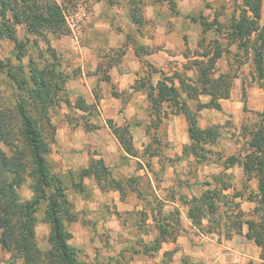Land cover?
I'll return each mask as SVG.
<instances>
[{"label":"rangeland","instance_id":"obj_1","mask_svg":"<svg viewBox=\"0 0 264 264\" xmlns=\"http://www.w3.org/2000/svg\"><path fill=\"white\" fill-rule=\"evenodd\" d=\"M51 1L60 9L65 34L57 35L48 29V25L44 29L40 27L33 34L27 32L23 24L14 28L17 38L25 42L21 63L26 73L30 62L35 61L40 67L54 56L60 62L59 69L68 74L64 91L58 93L60 100L47 109L48 121L44 118L41 123L45 138L48 141L50 137L53 138L46 158L51 172L60 180L58 186L64 191L67 202L58 198L62 207V223L69 232V244L77 249L78 258L89 264H174L172 260L187 262L186 256L177 251L179 245H173L174 239L161 241L157 250L154 245H150L159 236L157 223L160 220L171 222V217L166 213L173 207L179 210L181 218L182 227L179 236L176 235L177 239L183 237L185 242L192 245L213 242L215 251L218 250V243H226L234 234L225 238L222 233L200 231L191 226L187 222V208L178 197L200 194L207 188L204 182L213 180L212 175L218 172L231 173L232 183L239 189L243 186L242 168L233 165L225 169L223 164L227 156L243 150L245 152L248 132L255 124H259L258 113L263 108L255 110L248 107L246 101L250 89L259 90L264 107V78H260L256 71L252 48L259 40V23L252 24V28L257 26L258 30L254 34H235L216 25L215 20H207L202 16L192 18L201 26L206 23L210 28L204 30L202 26V35L196 46L181 51L188 58L180 64L171 63L162 69L145 59L140 60L134 87L146 94L144 109L122 121L97 107L95 86L92 88L94 98L91 99L81 89L72 91L69 87L71 76L78 72L76 67L69 68V56L64 49L67 43L64 37L70 35L65 15L85 7L87 15L76 31V35H79L88 19L90 1L62 0L60 4L56 0ZM43 3L44 0L37 1L39 6ZM246 21L250 27L251 21ZM14 49L12 40L0 37V58L9 57L17 62ZM148 51L138 47L140 55ZM124 52V46H119L101 55V76L106 75L109 65L117 62ZM156 71H160L157 82L165 78L167 80L163 81L166 86L173 82L178 89L188 88L192 94L190 98L180 93V100L175 104L167 99L152 105L147 93L149 84H152L151 78L156 77ZM205 77L209 79L207 82H204ZM0 86L7 97L16 96L17 89L5 74L0 75ZM153 93H156V88ZM168 94L171 95V92L168 91ZM222 95L227 96L230 103L236 99L237 102L231 106L233 113L222 111L221 105L219 109L211 106L196 111L199 103L224 102L226 98L220 97ZM184 100L191 112L196 111V119L201 127L211 125L218 129L216 138L209 139L203 150H196L197 156H202V159H197L191 152L187 115L183 113L187 132L185 143L182 122H175L170 116L171 111H180ZM113 127L123 133V144L113 132ZM123 127H126L125 130L121 129ZM98 128L100 130H96ZM127 147L131 148V153ZM85 169L90 172L88 175L84 173ZM130 177L134 179L130 181ZM28 184L27 181L20 189V195L24 198L31 196ZM56 187L53 183L47 192L53 193ZM255 189L256 181L251 180L243 192L240 207L247 213L246 216L254 206L246 196L249 190ZM155 196L166 199L165 213L161 217L164 219L158 220V213L152 209L156 204L152 201ZM115 200L117 203L114 204ZM46 203L41 201L36 211L35 235L41 249L50 247L48 236L51 224L47 218ZM67 203L72 205L73 216L67 215ZM242 232L246 237V225L237 233ZM246 239L241 252L249 255L241 261L228 255L226 264H264V246L256 244L253 238ZM143 243L147 244L144 246Z\"/></svg>","mask_w":264,"mask_h":264},{"label":"trees","instance_id":"obj_2","mask_svg":"<svg viewBox=\"0 0 264 264\" xmlns=\"http://www.w3.org/2000/svg\"><path fill=\"white\" fill-rule=\"evenodd\" d=\"M37 1L0 0V37L9 38L14 42V54L17 59V62H14L9 57L0 58V75L5 74L17 89L16 96L9 98L0 86V246L10 253L11 264H89L78 258L77 249L68 242L70 235L62 223V207L58 198L61 197L63 202L67 201L63 188L58 186L60 180L51 172L46 158L53 138L50 137L49 141L45 138L41 123L44 118L48 119L47 109L60 100L58 93L64 91L68 74L59 69L60 62L54 56L50 62L40 67L35 61L30 62L26 73L21 63L25 42L17 38L14 28L23 24L26 31L33 34L38 32L40 27L44 29L48 25V29H52L57 35L66 33L62 28L63 18L59 7L50 0H44L40 6ZM259 2L260 0H255L251 5L256 15L259 14ZM250 21L251 26L248 27L246 18L242 17L232 33H251V30L257 27L252 28V24L257 22L253 19ZM202 26L204 30L210 28L206 23H202ZM258 35V43L252 46L254 63L259 77L264 78V27L259 29ZM106 78L107 75L104 76V79ZM163 80L167 79L162 78L155 86H148L147 96L152 105L167 99L175 104L180 98V93H184L188 98L192 95L188 88L178 89L173 82L166 86ZM208 80L207 77L204 78V82ZM220 97L227 98L225 95ZM185 101L180 106V111L170 113L182 112L187 115L191 152L197 159H202V156H197L196 150H203L209 139L216 138L218 129L217 126L211 125L201 127L196 119V111L211 106L219 109L220 104L211 101L199 103L194 113ZM65 103H69L66 98ZM243 103L245 108V100ZM258 116L259 124H255L248 132L245 152L243 150L244 153L227 156L223 164L225 169L233 165L242 168L243 186L239 189L232 183L231 173L218 172L212 175V182H204L207 188L200 194L189 197L180 195L178 200L186 206V215L191 226L200 231L222 233L225 238H229L246 225V237L253 238L256 244L264 246V107ZM112 129L123 144V133L119 132V128ZM129 148L127 147V151L131 153ZM84 173L88 175L90 172L85 169ZM129 179L131 181L132 177ZM251 180L256 181V189L249 190L246 199L253 202L254 206L246 216L247 213L240 207V201ZM27 181L31 196L24 198L20 195V189ZM53 183L57 187L50 194L47 190ZM165 200L156 196L152 200L156 203L152 209L158 213V220L164 219L161 217L165 213ZM41 201L47 202L46 213L51 224L48 236L50 247L46 249L39 247L35 235L36 211ZM67 204V215L73 216L72 205ZM166 214L171 217V222L157 221L159 236L150 242L155 250L159 248L161 241L175 239L182 227L177 208L173 207ZM166 235L168 237H165ZM146 244L143 243L144 246Z\"/></svg>","mask_w":264,"mask_h":264},{"label":"crops","instance_id":"obj_3","mask_svg":"<svg viewBox=\"0 0 264 264\" xmlns=\"http://www.w3.org/2000/svg\"><path fill=\"white\" fill-rule=\"evenodd\" d=\"M89 1L90 11L82 32L79 35L70 34L64 37L67 41L64 49L69 56V68L76 67L78 72L71 76L69 87L72 91L81 89V92H85L87 98L91 99L94 98L92 88L95 86L98 95L97 107L122 121L144 109L143 100L146 94L134 87L138 79L140 60L145 59L151 65L160 66L162 69L171 63L180 64L181 61H186L188 57L181 51L196 46L202 35V26L192 18L202 16L207 20H215L216 25L225 27L230 32L242 17L246 20H256L259 28L264 27V0L259 2L258 15L251 7L255 0ZM258 30L252 29L251 34ZM119 46H124L125 52L117 62L109 65L105 71L107 78L104 79L99 73L101 55ZM138 47L149 51L140 55ZM154 74L156 77H152L151 82L155 85L160 79V71ZM261 96L259 90L250 89L246 101L248 107L261 110ZM233 102H237L236 99L231 103L229 98L224 99V102H220L221 110L233 113ZM170 116L175 122H182L185 143L187 132L183 113H170ZM201 236L207 237L203 234ZM246 240L244 232L234 233L226 243H218L220 247L215 251L213 242L192 245L185 242L183 237H176L172 241L173 245H179L177 251L186 256L187 262L172 261L174 264H226L228 255H233L241 261L249 255L241 252ZM9 259L10 253L0 246V264H11Z\"/></svg>","mask_w":264,"mask_h":264},{"label":"built area","instance_id":"obj_4","mask_svg":"<svg viewBox=\"0 0 264 264\" xmlns=\"http://www.w3.org/2000/svg\"><path fill=\"white\" fill-rule=\"evenodd\" d=\"M59 4L62 0H56ZM87 15L85 7H80L72 14L65 15L66 23L70 29V34L76 35V31Z\"/></svg>","mask_w":264,"mask_h":264}]
</instances>
